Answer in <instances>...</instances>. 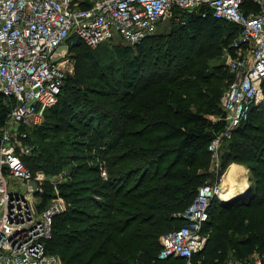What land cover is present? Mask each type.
Here are the masks:
<instances>
[{
	"label": "trees",
	"instance_id": "16d2710c",
	"mask_svg": "<svg viewBox=\"0 0 264 264\" xmlns=\"http://www.w3.org/2000/svg\"><path fill=\"white\" fill-rule=\"evenodd\" d=\"M251 9L247 0L244 10ZM176 15L177 28L134 47L106 42L92 49L72 41L75 76L45 122L28 132L34 151L23 161L34 174L54 176L77 163L70 167L72 182L60 186L69 205L54 219L47 243L62 264H185L157 259L160 237L186 223L180 214L200 187L212 183L208 146L224 130L225 115L210 116L219 114L233 80L221 55L227 48L237 56L230 36L240 28L210 13ZM203 31L206 43L198 39ZM132 51L136 57L128 59ZM121 61L128 67L114 84L110 69ZM81 104L88 106L81 110ZM257 110L225 140H231L229 162L250 166L249 192L213 202L207 247L190 264H229V246L239 261L264 251V120L254 121ZM7 114L0 99V127ZM91 151L102 165L81 162ZM87 174L94 177L83 179ZM43 188L41 208L52 196L48 185Z\"/></svg>",
	"mask_w": 264,
	"mask_h": 264
},
{
	"label": "built area",
	"instance_id": "2783aa9c",
	"mask_svg": "<svg viewBox=\"0 0 264 264\" xmlns=\"http://www.w3.org/2000/svg\"><path fill=\"white\" fill-rule=\"evenodd\" d=\"M251 1L254 9L247 13V0H0V99L8 110L0 127V264H62L47 243L54 219L65 211L64 203L54 197L40 207L38 192L51 179L26 166L23 158L33 155L34 149L23 144L28 131L41 126L58 102L72 41L92 49L106 42L136 46L173 6L238 25L233 47L246 48L248 54L229 60L234 78L221 100L225 128L208 146L219 170L221 144L250 120L264 95V0ZM225 181L224 173L199 188L180 214L186 223L160 237L159 261L183 259L190 264L206 249L210 209L215 200L223 201ZM253 257V263L235 264H264V258Z\"/></svg>",
	"mask_w": 264,
	"mask_h": 264
},
{
	"label": "rangeland",
	"instance_id": "374dc122",
	"mask_svg": "<svg viewBox=\"0 0 264 264\" xmlns=\"http://www.w3.org/2000/svg\"><path fill=\"white\" fill-rule=\"evenodd\" d=\"M178 10H180V12H184L185 13L184 10L178 9L176 6H173V8L170 11V13L166 17H164L160 21H158V23L156 24V27L154 28V30L151 33V35L148 36V38L149 37H157V36H161V35H166L173 28H177V26H178L177 23H181V22H179L180 21L179 16L176 15V12ZM182 24H184V23H182ZM206 32L207 31H203L202 36L198 38L203 43H206L208 41V36H207V33ZM238 37H239L238 31L234 32L230 36L231 49H232V45H235L236 42L238 41ZM114 44H116V43H113L112 45H114ZM120 45H126L127 46L129 44H125V43H121L120 42ZM103 46H106V45H103ZM130 46L131 47H134L133 45H130ZM120 47H122V46H120ZM75 52H76V50H72L71 47L68 49V54L66 56V60H65V64H64L65 65L66 74H67L66 75V78H65L64 88H65V86L68 85V82L71 81L70 78L75 76V70H76V59L74 58ZM241 53L242 54H245V53L248 54V49L241 48V50H240V48H237L236 49V55L241 54ZM127 57H129L128 59L135 58L136 56H134V51L130 52V54ZM231 57H233V56H231L229 54V50L227 48H223V53L221 55V60L227 66V68H228V63H229V60H230ZM113 59H115V61L118 62L119 60L122 59V55L121 54H114V58ZM130 61H132V60H130ZM126 62L127 61H125V64L122 61L119 64H115V65H114V63L112 64V67L110 69V78L111 79H114V84L120 83V81H122V79H123V71L125 72V70L128 67V65L126 64ZM62 99H64L63 96H62ZM81 103H83V102L81 101ZM86 107L84 106V104H81V108L80 109L82 110V109H84ZM258 109L259 110H257V112L255 114V120H254L255 122H259V121L264 120V95H262L258 99ZM219 110H220V112H219L218 115H211L210 116V118L212 120H218L220 118V116H221V114L223 112L222 103H220ZM48 115L50 116L51 115V112ZM49 116L46 118V123L50 121ZM33 130L34 129H30L29 131L32 132ZM59 135L61 137H65L64 136L65 135L64 133L63 134H59ZM69 137H72V136H69ZM236 137L237 136H234L233 138H236ZM233 138H232V140H233ZM230 141H226V142L224 141L221 144L220 148H219L218 157H217L218 158V162L217 163L219 165V170H217L214 167L215 166V161L212 159L211 169H210L211 177L208 180L209 182H215L216 180H218L220 178V176L222 174L225 173L226 182L228 184L229 183V178H230V176H229L230 173L227 175V170H229L231 164H239L237 162H232V163L229 162V158L227 157V154L226 153L228 152ZM32 143H33V141H32V138H31L30 140L24 142L23 146H27V145L33 146ZM241 149L242 148H238L237 151L240 152ZM85 157H87V158L84 159V160H82L81 162L85 163V165L87 166V168L88 167H93L96 164L97 165H102L101 162L99 163V161L96 158H94L93 151L88 152L87 156H85ZM100 161H102V160H100ZM81 162H79V163H81ZM76 164H77L76 162H72L71 161L67 166L61 167V169L59 171V174L54 175V176L49 175V178L51 179V182L52 183L51 182H48V183L43 184V186L44 185H48L49 188L46 189V190L52 193V196L49 199L48 203L54 197H56L58 199H62L63 200V203H64V209L66 210V208L68 207L69 204L67 203L66 199L61 196V188H60V186H62L65 183L72 182L71 178L69 177L70 167H72V166H74ZM248 168H249V174L252 176V172L250 170V166H248ZM233 169H234V167L231 169V171ZM103 171L102 172L105 173V170H103ZM105 175H103V177H105ZM89 177H94V174H87V175L84 176L83 179H88ZM14 182H17V181H14ZM230 188H231V189H229L230 190V193L231 192L232 193L227 195V198H228L227 200H231V199L235 198L240 193L241 194L244 193L242 195V196H244L246 193L249 192V191H244V192L241 191V192L238 193L237 191H239L240 189H234V187H230ZM235 192H237L238 194L233 197L232 194L235 193ZM55 193H57L58 195L55 194ZM215 208L214 209L212 208L213 209L212 215L215 213V211H214ZM217 208H219V206ZM213 218H214V216H213ZM229 249H230V251H229V253H230L229 263H232V264H235L237 262H244V263L245 262H249V263H253V261H254V257L253 256H251L248 259H245L243 261H239V260L236 259V257H233V249H232V246H229ZM256 257H258V258H264V251L263 250H260L258 253H256Z\"/></svg>",
	"mask_w": 264,
	"mask_h": 264
},
{
	"label": "crops",
	"instance_id": "0c3cea01",
	"mask_svg": "<svg viewBox=\"0 0 264 264\" xmlns=\"http://www.w3.org/2000/svg\"><path fill=\"white\" fill-rule=\"evenodd\" d=\"M233 167L234 169L231 171ZM229 173L230 178L227 186L228 190L230 187H234V189H240L242 192L248 191L250 189L251 175L249 174L248 166L244 164H231L229 170H227V175Z\"/></svg>",
	"mask_w": 264,
	"mask_h": 264
},
{
	"label": "bare ground",
	"instance_id": "6f19581e",
	"mask_svg": "<svg viewBox=\"0 0 264 264\" xmlns=\"http://www.w3.org/2000/svg\"><path fill=\"white\" fill-rule=\"evenodd\" d=\"M225 186H228V184H227L226 181H225ZM227 189H228V188H227ZM229 189H230V188H229ZM237 192L239 193V192H241V191L239 190V191H237ZM237 192H235V193L232 194L233 197L236 196V195L238 194ZM231 193H232V192H231ZM231 193H230V190H229V191L227 190V192H225V193L223 194V196H222V200H223V201L227 200V199H228V198H227V195H228V194H231ZM232 195H231V196H232ZM231 196H230V197H231Z\"/></svg>",
	"mask_w": 264,
	"mask_h": 264
},
{
	"label": "water",
	"instance_id": "95a60500",
	"mask_svg": "<svg viewBox=\"0 0 264 264\" xmlns=\"http://www.w3.org/2000/svg\"><path fill=\"white\" fill-rule=\"evenodd\" d=\"M205 8H206L205 6L201 7V11L205 10ZM243 194H244V193H242V194H240V195H238V196H236V197H239V196H241V195H243ZM236 197H235V198H236ZM235 198H233V199H235ZM233 199L228 200L227 202L232 201Z\"/></svg>",
	"mask_w": 264,
	"mask_h": 264
}]
</instances>
